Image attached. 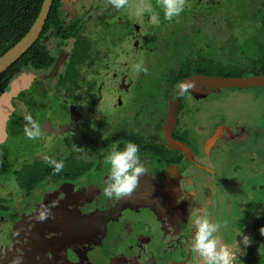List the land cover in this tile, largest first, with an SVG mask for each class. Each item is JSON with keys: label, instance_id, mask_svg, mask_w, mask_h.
I'll return each instance as SVG.
<instances>
[{"label": "rangeland", "instance_id": "obj_1", "mask_svg": "<svg viewBox=\"0 0 264 264\" xmlns=\"http://www.w3.org/2000/svg\"><path fill=\"white\" fill-rule=\"evenodd\" d=\"M187 4L188 0H185L184 8L189 7ZM111 7L109 0H78L65 12L68 20L75 18L85 26L84 33L95 42L94 47H89L90 51L95 48L97 56H102L90 72L97 84L102 87L103 99L100 98L96 102L98 106L94 109L95 114L88 116L86 121L90 123L91 118L98 119L101 125L103 123L101 119L120 116L124 119L126 114L130 120H133L136 105L148 108L151 112H148L149 120L160 119L167 102L163 98V85L155 84L154 80L156 83L161 81L163 84L167 83L169 73L180 64L184 55L193 54L191 52V49L195 47L193 44L199 41L204 42V35L209 29L204 26V30L201 29L196 33L190 29L193 24L188 17L186 19L174 17L171 21L165 17L158 19L154 12L156 4L153 0H127L123 8L115 9L114 17L122 15L123 18L129 19L130 25L126 27L125 24L121 25L118 28L120 32H109L105 31L107 28L103 30L99 28V17L107 10L111 13ZM148 7L150 11L147 10ZM218 8L219 6L216 7V11H219ZM224 8L233 10L234 7L231 4H225ZM219 12L224 18L226 12L223 10ZM231 16H234V13H231ZM251 21L244 18L239 24L244 27L243 38H239L237 43H226L227 47H221L231 48L232 55L236 54L234 58L233 56L222 57L223 60L235 62L239 61L236 58L238 56H250L251 59L259 56L258 46L252 45L253 42L251 45L245 43L250 42V38L257 32L256 21ZM162 23L163 29L168 25L175 29V33H180L184 28L183 38L161 43L162 36L166 38L171 33V31L163 32L158 28ZM111 24L108 18L102 21L103 26L111 27ZM210 26L211 32L218 36L213 37L214 40L226 41L227 38L217 24ZM223 28L225 29L226 25ZM107 36L111 38L107 40ZM120 36L127 37L121 40ZM158 36L161 37L159 40H157ZM43 41L49 43L50 52L48 50V53L50 57L56 56V59L41 72L33 71L31 76L41 84H45L46 90L55 92L57 88L65 94L72 87V77L70 73H66L69 63L71 60L74 61L72 64L79 63L73 59V47L69 58L66 48H63L67 45H61L60 41L53 39L49 41L47 37H44ZM211 48L216 49L215 46ZM209 55L212 57L211 52ZM213 57H215V51ZM138 63L142 64L147 71H137ZM29 75L21 77L28 79ZM151 75H155L154 80H151ZM121 76L126 77L127 84H131L127 91L120 88L122 84L118 85ZM68 82L70 84H66ZM53 86L56 88L52 89ZM8 90L10 91L11 87ZM50 97L47 95L45 100H42L53 106L54 101ZM119 99L123 101L121 104H118ZM180 104L184 110L180 113V119L182 118V127L188 134L187 140L196 156L195 165L187 168L186 178L178 180L173 176H168L169 179L164 180L161 169L153 173L149 167L154 165L144 166L146 171L141 175L142 177L149 182L153 181L152 185L162 181L166 187L148 189L142 186L125 197L112 199L105 198L102 189L108 169L100 170V175H92V179L94 180L97 176V180L95 183L88 184L96 185L98 191L93 194L89 192L91 201H86V204L90 202L94 205L97 202L106 204L115 199L113 211H108L109 208H106L100 211L99 218L101 221H117L116 225H113L115 232L112 235H106V233L103 235L101 232L98 234V229L101 228L99 227L93 233L94 236L86 235V238L78 243L73 242L75 234L78 233L76 223L70 225L67 231L56 233L54 236H56L57 247L59 246L61 252L72 264L77 259L74 250L78 251V258L80 255L84 257L89 255L91 260L98 264H111L115 258L121 261L125 259L130 264H199L198 257L189 248L188 241L192 233L191 229L185 226L187 222L184 220L188 218L191 208L196 203L198 206L206 207L209 210V216L220 224V241L223 240L235 253L232 264H263L261 257L264 251V233L261 229L264 228V86L215 89L209 91L204 97H195L191 92H183ZM39 112L41 114L38 110ZM55 115L61 118L59 113L51 114L50 118H55ZM224 125L232 130L228 132L229 137L226 136L225 131L222 133L220 130ZM84 130L80 127L66 136L57 135L61 137H57V143L54 145L56 152H63V141L70 140L74 136L79 139L81 134L86 135L89 132L87 128ZM107 133H109L108 128L100 131L99 136L104 137ZM48 138L52 140L51 135ZM40 146L41 144L39 145L36 140H29L22 131V134L18 133L9 142V147L13 150L10 161L4 162V165L0 161V168H5L6 173L3 180L6 186L0 190V199L4 200L3 205H9L10 209L28 206L29 210L27 214H21V220L25 219V216H33V210L39 206L50 207V204L57 200V195L51 193L54 181L42 182V189H39L37 194L33 192L31 195H23L17 179L9 172L16 159L21 156H23L22 161H27L28 159L24 156L29 159L31 156L45 159L46 156L50 157L54 154L48 151L49 149L40 150ZM45 152L47 153L44 154ZM177 182L183 183L182 189L177 187ZM184 195L187 198H182ZM173 207L180 208L179 214L175 210L170 214V209ZM102 208L105 207L102 206ZM77 212L80 210L76 209V212H72L71 215ZM9 217L7 214L4 219L10 221ZM62 219L65 220V218ZM62 219H57L61 221L60 224L65 222ZM178 219L183 222L175 227L172 220ZM6 227L11 228L12 224L9 222ZM10 232L14 233V231ZM185 233L191 236L185 237ZM244 237L248 238L247 244L243 243Z\"/></svg>", "mask_w": 264, "mask_h": 264}, {"label": "flooded vegetation", "instance_id": "obj_2", "mask_svg": "<svg viewBox=\"0 0 264 264\" xmlns=\"http://www.w3.org/2000/svg\"><path fill=\"white\" fill-rule=\"evenodd\" d=\"M203 1H206L205 3L208 4V7L206 6L207 7L206 9H208V11L213 12L216 10V7L219 6L218 8L219 11L223 10L226 12L224 14V18H222L223 19L222 23L221 22L216 23L217 26L221 29V32L224 33L225 37L227 38L226 41H224L225 44L226 43L232 44V42L237 43L239 38H243L242 32L244 30V27H241L239 24L242 22L244 18H246L247 20L251 19L252 20L251 22L256 21L255 26L257 32L255 35L253 34L254 37L252 36L250 38L251 39L250 42H245V43L251 45V43L253 42L252 45L255 44L256 46H258L259 50L257 51L259 52V56L257 58L259 57L263 58L264 0H188L187 5L192 7V5L195 4L196 6V7L194 6L193 10L189 8L191 9L193 19H195L192 22V24L195 26L204 24L205 22H208V20L211 19V16H209L211 13L207 15L205 14L206 17L209 16L208 19H205L204 17L199 18V15L202 14L201 9L205 8V6L200 4ZM225 4H231V6L234 7L233 10L229 8H224ZM231 13H234V16H231ZM210 25L212 24L211 23L208 24L207 28H211ZM224 25H226L225 29L223 28ZM63 48H66L67 50L66 52L68 53V57L70 58V55L72 53L71 51L72 47H63ZM92 49L93 51H90V49L88 50L87 54L82 60V63L85 67L90 65L91 62H96L95 63L96 66L99 63L97 61L98 60L100 61V59H102L101 55L97 56L96 49L95 48ZM228 49L230 50L231 48ZM235 49H237V47H235ZM241 51L244 52V50L242 49ZM31 73L33 72H29L28 70L22 71L18 73L11 81L13 82L15 79L16 80L21 79L22 78L21 76L30 74L28 76V79L21 80V82L26 81L29 85L27 87L26 86L24 87V85H22L23 88L20 90V92L15 96H12L11 101L14 110L11 111L6 121V131H5L6 138L4 139V141H0L1 164L4 165V162H6L5 159H7L8 154L10 161V156L11 153H13V150H11V148L9 147V142H11L12 139L16 137L18 133L22 134V131H24L25 123H26L24 120V116L29 113H31L33 118L41 126V136L38 137L36 141L38 142L39 145L41 144L39 149L42 151H46L45 149H49L48 151L53 152L51 150L55 148L54 145H56L57 143V139H58L57 137L66 136L72 132L77 131L80 127H83V129L85 130L86 128L89 129V132H87L86 135L81 134L82 136L79 139L75 138L74 136L73 138H70V140L63 141V153L64 154L68 153V155L70 156L72 149H75V151L78 150L80 153L82 150L83 156L85 157L86 160L87 152L88 153H90V151L94 152L95 147H97L98 148L97 154L90 153L91 158L96 159L94 161V163L96 164L94 166L92 165L91 168L92 170L90 172H88L83 176H80V178L75 180L66 179L63 181H56L50 178L45 180V182L46 181L48 182V180L54 181V186L52 187L53 191L51 193L52 195H57V200L53 201L50 204L52 218L44 222H36L33 216H29V217L25 216V219L21 220V214L24 215L27 214L26 212H28L29 207L27 206L25 208L20 207V208L10 209V206L7 205L6 208H4L3 203L5 201L0 199V264H13V261L16 260L19 261V264H72L69 260H67L65 254L61 252L59 246L57 247L56 236H54L56 233L67 231L70 225H74V223H76V229L78 230V233L75 234V238L73 239V242L78 243L81 240L85 239L86 235H88V237L94 236L93 233L99 227L101 228L98 229V234L101 232L103 235L105 233L106 235L108 234L112 235L115 232L113 225H116L117 223V221L115 222L101 221L99 219L100 211L105 210L106 208H109L108 211H113L112 206L113 203L116 204L115 199L111 200L110 203H106V204L105 202H97L96 205L92 204V202L86 204V201H91L88 196L89 192L93 194L94 192L98 191V189H96V185L88 184L93 182L95 183L97 180V176L93 180L92 175H98V174L100 175L101 173L100 170H107L109 168V166L105 162V156L107 153L103 155L102 149L100 148L99 144H103L102 141H105V145H108L109 141L106 139L110 136V134L107 133L105 137L102 136L100 137L99 136L100 131L106 130L108 128L109 132H114V131H118L122 127L128 126L130 127L131 130L135 129L138 132L143 133L144 132L143 130H145V127L150 124L151 120L146 119V115L148 114V108L142 107L141 105H136V108L134 109L133 120H130L128 118V114H126L124 119H121L122 116L101 119V121H103L101 125L99 124L98 119H94L90 117L91 121L89 123V121L86 120L88 116L95 114L94 109L98 106L96 105V102L100 98L103 99L101 94L102 87L101 85L97 84V82L93 78V75H90L88 80L81 81V84L79 82V85L76 87V89L75 87L72 86L69 88L68 91L65 92V94H63L55 86H53L52 88V89L56 88L55 92H51L52 90H46L45 84H41L39 81H37V79L35 80L31 76ZM213 76H217V75H213ZM126 81H127L126 77L121 76L120 82L118 84V85L122 84L120 88L124 89V91L129 90L131 87V84H127ZM93 83L95 84V88L89 89L92 87ZM10 84L9 87H11ZM212 90L213 89H209V88H196L193 89V91L190 90L185 92H191L195 97H204L207 96L208 92ZM5 92L6 90L0 93V97ZM94 92H96L97 96L94 95ZM47 95L51 96L50 97L51 100L54 101L53 106L52 104H47L46 101L43 102V100H45V97ZM122 102L123 101L119 99L118 104H121ZM41 103L43 104L40 105ZM167 105L168 108L165 116H164V112H162V117H164L163 121L168 114L169 102ZM45 108H48L49 110H46ZM38 110L41 111V114L40 112L38 113ZM182 111L184 112V110L180 108L177 126L173 129L172 136L176 140L187 143L191 147L194 153V150L190 142L182 139L183 134L185 132V130L182 127L183 125L181 122L182 118L180 119L181 116L180 113ZM54 113L61 114L59 115L61 118L57 117L56 115L55 118H50L51 117L50 115ZM17 116L18 117L21 116V117L18 118ZM13 125L14 126L17 125V127L15 126L16 129L12 128ZM141 127L143 128V130ZM220 130L222 133L223 131H225L226 136L228 137H229L228 132L232 131L230 130L229 126H225V125L222 126ZM146 134L147 133H145V135ZM50 135L52 137V140H49L48 138ZM57 135H61V136H57ZM185 135H187L188 137V134ZM161 137L165 139L164 131ZM58 145H62V144H58ZM46 153L47 152H45L44 154ZM21 158H23V156L16 159L14 165L12 166V168H10L11 171L10 174H12L14 177L16 175L15 174L16 170H19L21 164L23 165L26 162V161H22ZM24 158L28 159L27 160L28 162L29 160L31 161L32 156L30 159L27 156L26 157L24 156ZM91 158H89L88 160L90 161ZM196 162L197 160L195 154L192 160H190L189 158L186 157L185 153L183 152L179 160L174 164H171L177 166L175 170L174 169L172 170L175 173H171L167 169V173L165 175L164 171L161 169L163 173L162 177L164 180H168L169 179L168 176H173L175 177L176 180L186 178V172H188L187 168H190L191 166L195 165ZM154 172L155 171H153V173ZM5 176H6L5 168L4 169L0 168V190L4 189L6 186L5 182H3ZM140 182H142V186L148 189H150L152 184L154 183L153 181L149 182L146 178L140 177L138 180L137 187L135 189H138L140 187ZM42 184L43 183H41L33 192L37 194L39 192V189H42L41 186ZM66 184L73 185L72 198L67 202H65V198H66L65 190L67 193V190L70 189V186H66ZM156 184L154 185V189H161V188L163 189V187H166L164 186L162 181H159ZM88 187H90V189ZM177 187L179 189H182L183 183L177 182ZM168 190H170V188ZM100 191L101 190H99V192ZM147 193H151V192L147 191ZM22 194L31 195V194H25V191H23ZM48 195L51 196V194ZM182 198H187V196L184 195L182 196ZM171 203L172 201L169 202V206H171ZM54 204L55 206L53 207ZM179 204H181V202H179ZM102 206H104L105 208L103 209ZM194 207L209 214V210L204 206H198L196 203ZM76 209L80 210V212L71 215L72 212H76ZM170 210H171L170 214L174 210L177 212V214H179L180 208L173 207ZM2 212L6 214L2 215L1 214ZM7 214L10 216L9 217L10 221L4 219ZM213 217H214V211H213ZM58 218L59 219L65 218V220L62 219L65 222L63 224H60L61 221L57 220ZM184 220L187 222L185 226L191 229V233L193 235V229L191 227L188 218H185ZM172 221L174 222L175 227L177 224L181 225L180 223L183 222L180 219L172 220ZM9 222L12 224L11 228L6 227L7 223ZM10 231H14L15 234L14 233L12 234ZM184 236L189 237L191 235H187L185 233ZM18 237H21L22 239ZM13 242L16 243L13 244ZM74 252H76L74 253V255L77 256V259L73 264H98V263H94L89 257V255L87 257H84L81 256L79 253L80 257L78 258V251L74 250ZM259 253L261 254L260 250ZM57 259L60 260L57 261ZM261 261L264 264V251L262 252ZM111 264H130V262L127 260L125 261V259L121 261L115 258V260H113V263Z\"/></svg>", "mask_w": 264, "mask_h": 264}, {"label": "trees", "instance_id": "obj_3", "mask_svg": "<svg viewBox=\"0 0 264 264\" xmlns=\"http://www.w3.org/2000/svg\"><path fill=\"white\" fill-rule=\"evenodd\" d=\"M43 1L44 0H0V56H2L11 47L18 43L28 33L40 13ZM77 1L78 0H54L46 25L39 40L16 63H14L11 67H9V69H7L2 75H0V93L8 89L10 82L18 73L26 70H28L29 72L36 71L37 73H39L43 69L47 68L50 64H53L56 56L52 55L53 57H50L48 53L49 43L47 41H43L44 37H47L49 41H51L52 39L60 41V44L67 45L66 47H73V59H75V61L79 63L72 64L74 62L73 60H71L70 63L68 62L69 67L67 68L66 73H70L72 77V86L75 87V89L79 85V82L81 84V81L88 80L90 75H93L90 70L95 68L96 62H91L90 65L85 67L82 64V60L87 54L89 47H94L95 42L84 33L85 26L78 22V20H75V18H71L70 20H68V15L65 13L68 11V9L72 8L77 3ZM153 2L156 4V10L154 11L156 12L155 15L158 19H163L164 12L163 9L160 8L159 0H153ZM205 2L206 1L200 3L205 6V8L201 9L202 14L199 15V18L204 17L205 19H208V17L211 16V19L208 20L209 23L207 22V24H201L197 27L193 25L192 28L188 27L196 33L200 32L201 29L204 30V26H207L210 23L212 25L216 24L217 22L222 23L223 20L222 16L219 14V11H208V9H206L208 7V4H206ZM194 6L195 4L192 5V7L187 6L186 8H184V11L178 17H183L184 19L188 17V19L193 22L195 19H193L191 9L193 10ZM112 7L110 9L111 13H109L107 10L106 12H104V15L99 17V28H101L102 30L107 28L105 29V31L109 32H120L118 28H120L123 24H125V27L129 26L130 21L128 18H123L122 15L114 17L116 8L113 7V10ZM157 10H159V12H157ZM205 14L210 15L206 17ZM106 18H108V21L112 22L111 27L102 25V21H105ZM166 26L167 27L164 26L165 28L163 29L162 23L158 27L163 30V32L166 31L167 33H169V31H171L169 36H166V38L165 36H162V38L160 36L157 37V40L161 38V43H163V41L169 43L171 39L176 40L183 38V35L185 33L184 28L181 29L180 33H175V29L173 27L168 25ZM208 29L209 30H207V33L204 35V42L199 41L196 44H193L195 46L191 49V52L193 54L183 56L180 64L177 65V67H175L169 73V79L167 83L163 84L162 81L156 83V80H154L155 75L150 76L151 80H154L155 84H158L159 86L163 85V98L164 101L167 102L166 104H168L170 100V96L174 86L182 79L191 77L193 75L202 74L225 77H249L264 74V55L263 58L259 57L252 59L250 58V56H238L236 58H238L239 61L235 62H229L227 59L223 60L222 57L230 58L233 56L231 53L232 49L229 50L228 48H221L227 47L226 44L222 42V40H214L213 37L218 36L216 34L214 35L211 32V28ZM107 37L108 38L105 37L107 40L111 38L110 36ZM120 37V39L123 40L122 38L125 39L127 36ZM214 46L216 47V49L212 50L211 47ZM214 51L215 57H213ZM210 52L212 54V57L209 55ZM234 56L232 58H234ZM243 58H245V60H243ZM242 61H245L246 63L243 64ZM92 88H95L94 83L89 89ZM94 95L97 96L96 92H94ZM179 101L181 103V97ZM180 105L181 104H179V107L181 108ZM167 108L168 105H166L165 110L162 111L164 112V116L167 113ZM163 118L164 117H162L161 113V118L150 121V124L148 123L149 125L145 127V130H143V128L141 127L144 131L143 133L138 132L135 129L131 130L128 126L122 127L119 130L117 129L118 131L109 132L108 134H110V136L106 139L109 141V144L105 145V141H102L103 144H99L100 148L102 149L103 155L108 153L113 143H119L122 148L125 141H132L140 146V159L143 165H154L153 167H149L150 170L157 171L159 169H162L164 171V174L166 175L169 165L177 162L180 156H182L183 152L169 147L165 142V139L161 137L163 135L162 127L165 121V119L163 121ZM146 119L149 120L148 114L146 115ZM15 126L17 127V125ZM15 126L13 125L12 128L16 129ZM145 133L147 134L145 135ZM185 134L187 133L184 132L183 137H181L185 141H188L187 135ZM97 149L98 148L95 147V151H90V153L97 154ZM52 151L54 152V154L53 156H51V158H54L58 161L63 160L64 162V168L60 173H56L53 170V167L49 166L45 162V159H38L35 156L32 161H26L23 165L21 164L22 168L20 166L19 170H16L15 179H17L21 188L23 189V191H25V194H32L33 191L42 182L49 178L56 181L78 179L80 178V176H83L90 172L92 170V165L94 166L96 164L94 163L96 159L93 156L92 157L94 159H92L91 154L88 152L86 154L85 160L82 150L81 154L78 150L75 151V149H72L70 156L68 155V153H57L55 148H53ZM89 158H91L90 161L88 160ZM5 161L9 162V154L7 155V159H5ZM9 172L11 171L9 170ZM140 177L145 178L142 176ZM140 187H142V182H140ZM153 188L154 185H152L150 189ZM6 206L7 205H4V208H6Z\"/></svg>", "mask_w": 264, "mask_h": 264}, {"label": "clouds", "instance_id": "obj_4", "mask_svg": "<svg viewBox=\"0 0 264 264\" xmlns=\"http://www.w3.org/2000/svg\"><path fill=\"white\" fill-rule=\"evenodd\" d=\"M109 2L116 9H121L127 0H109ZM159 5L163 9L165 19L171 21L184 11L185 0H159ZM147 10L150 11V7ZM136 69L137 71H147L139 63L136 64ZM191 87V84L184 82L177 85V90L180 92L190 91ZM24 120L26 122L25 136L29 140H36L40 137L41 126L33 116L26 114ZM140 151V146L132 141H125L122 148L119 143L111 145L105 156V162L109 166L104 179L103 195L105 198L125 197L137 187L140 176L146 171L140 159ZM45 162L53 167L56 173H60L64 168L63 160L58 161L51 157H45ZM33 218L36 222L51 219V208L48 205L39 206L34 209ZM188 220L193 229V235L188 244L191 252L198 257L199 264H232L235 253L231 247L221 244L219 239L220 224L216 223L208 213L195 207L191 208ZM261 232L264 233V228L261 229ZM248 242V238L244 237L243 243L247 244ZM13 264H19V261H13Z\"/></svg>", "mask_w": 264, "mask_h": 264}, {"label": "water", "instance_id": "obj_5", "mask_svg": "<svg viewBox=\"0 0 264 264\" xmlns=\"http://www.w3.org/2000/svg\"><path fill=\"white\" fill-rule=\"evenodd\" d=\"M53 3L54 0H44L40 13L28 33L18 43H16L7 52L0 56V75H2L14 63H16L39 40L46 25ZM21 80L22 78L18 80L15 79L13 82H11V90H8L9 92L6 90V92L0 97V141H4L6 138V121L11 111L14 110L11 101L12 96H15L20 92V90L23 88L22 85H24V87L29 85L26 81L21 82ZM184 82L192 85L191 90L196 88H209L213 90L226 88H255L264 86V74L255 75L252 77L196 75L182 79L174 86L170 96L168 114L163 123L162 129L164 131L167 145L173 149L183 151L186 157L192 160L194 153L191 147L185 142L174 139L172 136L173 129L177 126V121L179 118V100L182 93L177 90V85ZM176 167V165H169L168 170L171 173H175L172 170H175ZM66 186H70V189L67 190V193L65 190V202L72 198L73 191L72 184H66Z\"/></svg>", "mask_w": 264, "mask_h": 264}, {"label": "crops", "instance_id": "obj_6", "mask_svg": "<svg viewBox=\"0 0 264 264\" xmlns=\"http://www.w3.org/2000/svg\"><path fill=\"white\" fill-rule=\"evenodd\" d=\"M229 238H230V237H229ZM219 239H221V238L219 237ZM220 242H221V244L226 245V243H225L223 240H221ZM233 245H236V244L233 243ZM233 245H232V247H233Z\"/></svg>", "mask_w": 264, "mask_h": 264}]
</instances>
